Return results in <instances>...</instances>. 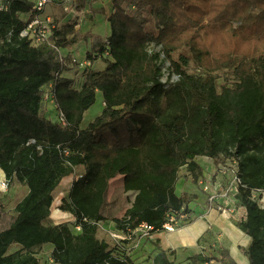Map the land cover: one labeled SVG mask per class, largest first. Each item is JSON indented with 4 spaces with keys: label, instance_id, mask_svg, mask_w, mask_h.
<instances>
[{
    "label": "trees",
    "instance_id": "16d2710c",
    "mask_svg": "<svg viewBox=\"0 0 264 264\" xmlns=\"http://www.w3.org/2000/svg\"><path fill=\"white\" fill-rule=\"evenodd\" d=\"M111 1L110 34L86 54L91 67H78L80 87L64 76L70 68L59 54L78 42L68 37L72 25L55 32L54 48L35 47L21 37L27 26L21 14L31 13L33 3L11 0L0 11V169L29 191L0 228V264H41L33 251L48 245L56 264H137L127 240L99 239L101 225L112 220L128 234L147 223L156 234L172 214L189 219L187 196H178L176 185L182 168L194 181L203 174L198 157L217 167L237 163L236 199L245 210L237 226L250 237L249 264H264V208L253 199L264 190V0H133V15L124 7L128 0ZM146 14L156 31L147 30ZM229 37L235 44L224 47ZM151 43L165 59L178 53L174 83L162 82ZM98 61L103 71L93 69ZM49 87L48 101L64 122L46 115ZM99 93L102 112L83 127ZM123 171L137 174L145 197L126 218H111L108 189ZM72 175L78 178L60 210L72 214L73 229L51 223L54 192ZM4 220L1 213L0 226ZM14 245L20 249L9 253ZM154 264L173 263L162 252Z\"/></svg>",
    "mask_w": 264,
    "mask_h": 264
},
{
    "label": "crops",
    "instance_id": "0c3cea01",
    "mask_svg": "<svg viewBox=\"0 0 264 264\" xmlns=\"http://www.w3.org/2000/svg\"><path fill=\"white\" fill-rule=\"evenodd\" d=\"M29 1L33 3V0ZM110 2L112 4L111 0L101 2V5L104 4V6L100 5L101 7L99 8V10L106 13L107 22L113 12V5L112 8H110ZM94 4L95 3L92 4V2L88 0H79L76 13L69 16H66L61 7L56 4L47 6L45 12L48 15H52L63 24L66 23L67 25L74 22L77 24L76 28L78 27L77 29H80V25L84 23L88 17H94ZM56 7L61 9L60 13ZM31 18V13L21 14V19L24 22H27ZM78 46V52L80 54L84 53L82 55L83 57L92 50V45L89 46L86 42L79 44ZM73 52L74 48L59 50L60 56L64 59V62L70 69L74 67L73 60L76 59V55H74ZM72 53L73 55H71ZM101 63L103 62H95L93 64V69L94 65L97 66ZM104 69L94 70L103 71ZM64 76L74 78L78 87H80V84L83 81L82 76L75 77L71 74V71L65 72ZM46 115L53 120H55L57 116L52 111L46 112ZM196 162L202 168L203 174L200 175L196 181H194L189 172L184 173L183 178L179 179L176 185V194L178 196L186 195L188 200L187 208L189 209L190 216L189 220H187L183 226L173 233H156L152 235V237L147 238L139 237L137 235L134 236L135 234H131V232L128 234L127 232L124 233V235L128 237L126 243L129 247L132 259L137 264H154L155 257L162 252L166 253L169 261L173 264H222L216 262L215 260L203 262L202 259H210V257L220 258V253L223 250L228 251V256H230V259H232L236 264H249V260L245 255V250L250 244V237L244 234L237 226V223L245 216V210L242 206H240L236 199L237 188L232 187L233 180L229 181L228 179L224 182L221 180V177L217 180V178L214 177V174H216L215 163L208 157H198L196 158ZM185 174L187 177L189 176L192 179L186 180ZM3 176H5V174L0 169V181ZM77 178L78 175H72V184ZM115 180H117V178ZM63 181H65V179ZM208 184L211 185L212 190H226V194L230 191L227 197L222 198L220 201L218 200V202L224 204L225 206H229L232 209L233 214L231 219L225 218L224 215L217 210V207L208 203V192L205 193L203 191L204 194L200 192V187L204 188V185ZM24 188L26 190V196L29 191L28 187L24 186ZM57 216L62 219L64 216L63 212L59 211ZM51 218H53L52 214ZM54 224L59 225L61 222L57 221L54 222ZM100 230L101 233L106 236V242L112 245L114 241L111 238L110 233L116 230L115 222L107 220L101 225ZM47 247H49L52 252L53 247L49 245L44 246L41 249H46ZM50 255L51 253L49 256ZM198 255H201L203 258L196 261L192 260L193 257Z\"/></svg>",
    "mask_w": 264,
    "mask_h": 264
},
{
    "label": "rangeland",
    "instance_id": "374dc122",
    "mask_svg": "<svg viewBox=\"0 0 264 264\" xmlns=\"http://www.w3.org/2000/svg\"><path fill=\"white\" fill-rule=\"evenodd\" d=\"M35 0H33L34 2ZM105 2V0H93L90 1L95 3L94 6V17H88L84 23L80 25V29H77L76 26L77 24L72 22L71 24L66 23H61L60 24V29L62 31H67L72 25L74 27V32L69 33L68 37L69 38H75L78 39L77 44L73 46L67 47L69 48H74V55H76V59L79 61H83L86 55L83 57L82 54L78 52L79 49V44L82 43H88L89 46H91L95 40H104L106 36L110 34V27L109 23L106 20V13L102 10H99L101 6H104V4L101 5V2ZM109 1V0H108ZM133 0H128V2L124 5V7L127 9L128 13L133 15L135 13V8L132 6ZM110 8H112L111 2ZM101 5V6H100ZM57 8V7H56ZM59 10L60 13V8ZM112 11V9H111ZM150 18V23L147 26V30L149 31H156V26L154 20L146 14V17ZM91 33L92 36L88 37V39H84V35ZM90 40V42H89ZM92 43V44H91ZM235 44V40L231 37H229L226 42L224 47H229ZM67 48H62V49H67ZM149 52L151 53H159L160 54V64L162 66V82L166 84L174 83L178 78L177 76L173 75V67H172V60L177 59L178 53L173 55V59H165L164 54L162 53L161 47L155 45L154 43H151L148 45ZM73 53L71 55H73ZM64 61V59H62ZM74 64V63H73ZM74 67H72L69 71H71V74L74 75L75 77L81 76L82 73L81 69H79L78 64H74ZM105 64L101 63L99 65H94V69H104ZM80 71V72H79ZM191 73H197L195 71L194 67L189 70ZM103 97L99 93L97 95V101L92 106L85 114H84V122H83V127L91 123L97 116H99L102 112L103 109ZM45 110L52 111L55 115L59 116L57 111L55 110L56 108L53 106L50 101H45L44 104ZM126 130V129H125ZM216 174H214V177L219 179L221 177V180L226 182L228 179L229 181L234 180L235 175H234V170L237 167L236 162H231L228 160L225 165H219V167L216 166ZM184 173H188L186 168H182L179 175L180 179L183 178ZM186 180L192 179L191 177H187L185 174ZM215 179V178H214ZM2 183L6 184V187L2 189ZM197 185V184H196ZM205 187H200V192L202 194L207 193L209 194L208 196V203L211 205H214L215 207H218L222 205V203H219L218 200L220 201L222 198L227 197L226 195V190H212V187L210 184L204 185ZM72 187V176L69 178H65V181H62L61 185L56 189L54 192V203L52 206V215L53 218H51V223L54 224V222L60 221L61 224H67L70 228H74L76 220L73 218L72 214L70 212L62 211L63 212V218L60 219L57 215L59 211L62 210V205H63V199L68 198L69 192ZM208 187V190L206 189ZM179 190V188H178ZM204 191V192H203ZM25 188L24 185L19 184L17 181L13 180L12 182H9L5 176H3L2 180L0 181V207H2V210H0V214L3 213L5 220L3 224L0 226V228H6L14 219L16 216V211L15 208L17 204L24 198L25 196ZM214 200H211V197H216ZM145 194L143 189L141 188L138 180H137V174L130 173L128 171H123L118 177L117 180H113L110 183L109 189H108V194H107V201H106V210L107 214L109 213V217L111 218H121L124 219L128 216V214L132 211L133 204L141 199L144 198ZM61 209V210H60ZM228 209L231 211L233 214L232 209L228 206ZM58 217V218H56ZM231 219V218H230ZM99 239L107 241L106 236L101 233H99ZM245 237V236H244ZM246 239V238H244ZM20 249L19 246L14 245L9 253H14ZM51 249L47 247L46 249H36L34 250V254L36 257L40 260L41 264H49V254L52 253L50 251ZM228 252L227 250H223L220 253V258L219 257H210V260H215L218 263H225L224 261H228L230 259V256H227L225 254ZM232 260V259H231Z\"/></svg>",
    "mask_w": 264,
    "mask_h": 264
},
{
    "label": "built area",
    "instance_id": "2783aa9c",
    "mask_svg": "<svg viewBox=\"0 0 264 264\" xmlns=\"http://www.w3.org/2000/svg\"><path fill=\"white\" fill-rule=\"evenodd\" d=\"M79 0H35L33 2V10L31 12L32 18L28 20L26 28L22 31L21 37L26 38L30 43L35 46L47 45L49 47H55L53 40L54 34L60 29V24L57 19L52 15L46 14V7L52 4L60 6L63 13L66 16L76 13L78 9ZM92 1V0H88ZM11 0H0V11L7 10L10 5ZM107 55V54H106ZM61 57V56H60ZM62 59V57H61ZM74 63L78 64L80 68L91 67V63L87 60L79 61L78 59L73 60ZM44 101L50 100L51 91L50 87L44 92ZM60 122H64V117L62 114L59 116ZM240 184V180L235 174V178L232 181V187L237 188ZM6 187V184L2 183V189ZM208 190V187H206ZM227 192L225 196L229 194ZM216 197H211V200H214ZM253 199L258 203L261 208H264V190H259L253 192ZM217 210L220 211L225 218L230 219L232 217L231 211L228 209V206L224 204L217 207ZM188 219L187 214L178 213L177 215L172 214L169 216L166 223L163 225V228L158 233H173L181 226H183ZM76 230L80 231L81 227L76 226ZM131 234H135L139 237H152L154 235V227L148 225L147 223H142L139 225ZM111 238L114 241V244H120L128 239L122 232H117L116 230L110 233ZM49 264H56L54 260L50 257Z\"/></svg>",
    "mask_w": 264,
    "mask_h": 264
}]
</instances>
